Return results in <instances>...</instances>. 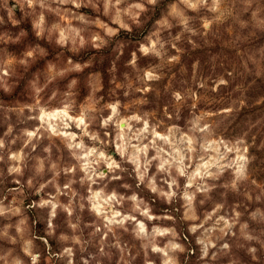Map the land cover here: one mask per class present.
Segmentation results:
<instances>
[{
	"label": "rangeland",
	"instance_id": "1",
	"mask_svg": "<svg viewBox=\"0 0 264 264\" xmlns=\"http://www.w3.org/2000/svg\"><path fill=\"white\" fill-rule=\"evenodd\" d=\"M137 2L0 0V246L28 264H264V29L234 28L229 0L180 4L187 27L156 23L176 0Z\"/></svg>",
	"mask_w": 264,
	"mask_h": 264
},
{
	"label": "clouds",
	"instance_id": "2",
	"mask_svg": "<svg viewBox=\"0 0 264 264\" xmlns=\"http://www.w3.org/2000/svg\"><path fill=\"white\" fill-rule=\"evenodd\" d=\"M28 2L31 4L33 3V0H28ZM53 2L57 4H65L68 3L69 0H53ZM73 3H76V0H72ZM159 0H139V2L134 3L130 5V8L139 9L141 11H147L146 6L151 5L155 6ZM204 0H196V3H202ZM217 2V0H214V3ZM105 3V11H107V6L112 3V0H104ZM121 3V0H115V5H119ZM180 4L188 5L189 7H195L196 5L192 2V0H176L175 3L171 4H165L164 7H166L167 11L163 12L162 19L157 20V24H163L165 22L173 21L176 22L177 17L179 18V23L187 27L188 24V18L180 16L178 10V6ZM229 9L228 14L231 16L232 20V26L234 28L239 29L241 25L244 26V29L247 31H255L257 29H264V0H229ZM43 6V4H42ZM117 17H119V11L117 12ZM40 23H43V16L40 17ZM210 23V22H206ZM37 27L40 25L37 24ZM109 31H116V29H109ZM39 35V33H38ZM63 35V33H61ZM95 39H98L99 37H94ZM143 50V46H142ZM27 56H32V52H28L26 54ZM133 56H135V53H133ZM21 64L26 63V61H21ZM79 68V65L76 66ZM7 75L6 72H0V80H3V77ZM223 82V81H222ZM33 87L37 89V91L43 90L44 87H47V84H44L43 86H40L39 80L31 81L30 82ZM76 83L75 80H73L69 84V88L74 86ZM55 95V93H53ZM175 97L177 100H180L181 97L179 93L175 94ZM223 112H230L231 109H223ZM210 125L205 124L202 128L199 129L202 133H207L209 130ZM94 139L96 137H93ZM49 149H45V151H48ZM100 155H103V153H100ZM240 161H244L247 163V158L244 155L239 156ZM135 163V161H133ZM119 165H117L115 162H111L109 164V168L113 171L117 169ZM16 169H12V171H15ZM238 172V178H243L244 175V165H241L240 168L237 170ZM183 174V173H181ZM100 178H104V173L99 174ZM112 179H119L118 176H113ZM175 183V181H173ZM156 189L153 188V191ZM132 199H135V197H132ZM49 201H42L38 207L44 208L45 206L49 205ZM56 207L57 205H51V211L49 213V220H48V228L50 230V234L52 231H54V226L52 224V219L56 215ZM23 223V221L21 222ZM3 235L7 236V232L3 233ZM8 241L12 242L13 244H16L17 238L14 236H7ZM61 239H64V237H61ZM248 239H252V237H248ZM46 243V241H45ZM173 248H179V245H172ZM227 247V246H225ZM21 250H17L16 247H8L6 250L0 246V264H28L25 260L21 259ZM252 253L256 252L255 248L249 249ZM30 257V264H36L38 260V255H33L30 251L26 253Z\"/></svg>",
	"mask_w": 264,
	"mask_h": 264
},
{
	"label": "bare ground",
	"instance_id": "3",
	"mask_svg": "<svg viewBox=\"0 0 264 264\" xmlns=\"http://www.w3.org/2000/svg\"><path fill=\"white\" fill-rule=\"evenodd\" d=\"M61 114H62V115H61ZM44 116H45V114H43V115L41 116V120H42V121L44 120ZM59 116H63V117L67 116V117H68V115H66L64 112H61V111H54V112L49 113V114L46 115L47 120H48V122H50V123H52V121H58ZM81 121H82V120L79 119V122H80V123H82ZM85 157H86V156H85Z\"/></svg>",
	"mask_w": 264,
	"mask_h": 264
}]
</instances>
